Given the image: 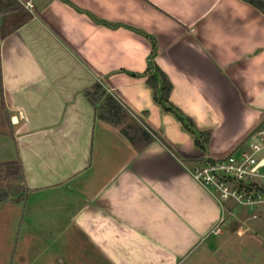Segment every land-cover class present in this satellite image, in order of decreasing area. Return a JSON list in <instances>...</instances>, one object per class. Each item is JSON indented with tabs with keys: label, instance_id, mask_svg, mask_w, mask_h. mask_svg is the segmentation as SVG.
I'll use <instances>...</instances> for the list:
<instances>
[{
	"label": "crops",
	"instance_id": "1",
	"mask_svg": "<svg viewBox=\"0 0 264 264\" xmlns=\"http://www.w3.org/2000/svg\"><path fill=\"white\" fill-rule=\"evenodd\" d=\"M148 68L211 133L204 149L155 101ZM96 82L162 141L139 152L99 121ZM263 123L264 14L242 0H0V164L19 161L29 190L0 205V255L22 239L23 264H264L262 206L233 226L247 251H221L236 208L193 177Z\"/></svg>",
	"mask_w": 264,
	"mask_h": 264
},
{
	"label": "trees",
	"instance_id": "2",
	"mask_svg": "<svg viewBox=\"0 0 264 264\" xmlns=\"http://www.w3.org/2000/svg\"><path fill=\"white\" fill-rule=\"evenodd\" d=\"M242 1L264 14L263 0ZM145 76L147 77V84L154 91L155 101L164 111L174 114L185 129L197 136L196 145L204 149V146L208 144L211 139V133H197L194 122L185 117L179 109L172 105L170 96L173 88L168 77L159 68H156L154 74H152L151 69L148 68ZM85 96L95 108L97 119L110 126L119 127L121 133L139 152H142L145 148L150 146L156 138L161 140L158 135L143 123V121L131 114L116 96L108 93L99 82H96L90 89L86 90ZM3 170L5 174H3V179H0V205L8 202L16 204L24 203L27 199L29 190L25 184L23 166L19 161L14 163H2L0 164V171ZM9 182H12L13 185L7 188L3 186Z\"/></svg>",
	"mask_w": 264,
	"mask_h": 264
},
{
	"label": "built area",
	"instance_id": "3",
	"mask_svg": "<svg viewBox=\"0 0 264 264\" xmlns=\"http://www.w3.org/2000/svg\"><path fill=\"white\" fill-rule=\"evenodd\" d=\"M248 148L233 153L225 159L207 160L193 171L194 179L208 189L219 202L223 211L227 203L254 212L264 206V123L252 134ZM224 214L220 224L227 219ZM221 229L217 226L211 235L218 236Z\"/></svg>",
	"mask_w": 264,
	"mask_h": 264
},
{
	"label": "rangeland",
	"instance_id": "4",
	"mask_svg": "<svg viewBox=\"0 0 264 264\" xmlns=\"http://www.w3.org/2000/svg\"><path fill=\"white\" fill-rule=\"evenodd\" d=\"M2 20H4V17L2 18ZM3 174H5V171H0V176H1V180L3 179ZM13 183L12 182H9V183H6L4 184L3 186H5L6 188L7 187H10L12 186ZM230 207V208H236L235 211H234V215L231 216L228 221L224 224L225 226V229H229V233L228 235L224 236V237H217L214 239V241L218 242L219 241V244L216 245L217 247H220L221 248V251H247V247L245 245H243L242 241H243V238L242 237H239L237 236V234L235 233V231H233V226L234 228H247L248 226H250L251 223H248V224H238V220L236 219L238 216H239V212H245L246 215H248V217H250L252 214H254V212H250L248 210H246L245 208L242 210V208L240 207H235L233 205V203H227V206H225L226 210L227 208ZM263 211L264 212V206L260 207L258 209V211ZM228 211V210H227ZM258 213V212H256ZM229 214V213H228ZM259 215V213H258ZM256 223H252L251 227L253 229H255V231L258 233L259 232V235L261 234H264V227H261V231H260V227L258 226L259 224V220H256L254 221ZM258 226V228H257ZM253 234H255L254 232H252ZM263 240H264V235H263ZM23 241L21 239V242H20V245L16 247V250H15V247H14V251H7L6 254H3V255H0V263L2 262V259L3 261H6V263L4 264H23V262H33L34 260V250H32V248L28 249L29 245L25 244L23 245L22 244ZM22 248H26L28 251H23ZM264 248V247H262ZM249 249L251 250H254L256 248H250ZM259 249V248H257ZM200 251V250H199ZM202 251V250H201ZM44 260V257L42 258ZM40 259L39 260V264H41L43 262V260ZM48 259V256L46 258V260L44 261L45 264H49V260L47 261ZM251 262L253 263L252 261V258H251Z\"/></svg>",
	"mask_w": 264,
	"mask_h": 264
}]
</instances>
